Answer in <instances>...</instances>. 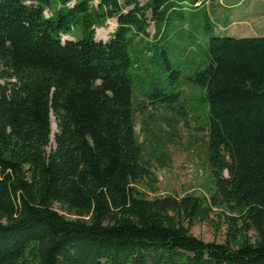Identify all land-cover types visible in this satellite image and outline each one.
I'll return each instance as SVG.
<instances>
[{
  "label": "trees",
  "instance_id": "16d2710c",
  "mask_svg": "<svg viewBox=\"0 0 264 264\" xmlns=\"http://www.w3.org/2000/svg\"><path fill=\"white\" fill-rule=\"evenodd\" d=\"M200 2L0 0V264H264V35L214 34L236 5L215 17ZM108 19L115 30L95 40ZM192 20L208 36L188 79L206 96L212 187L147 197L138 69H169L155 48L171 22ZM157 89L163 109H184L179 92ZM215 208L222 242L191 232Z\"/></svg>",
  "mask_w": 264,
  "mask_h": 264
},
{
  "label": "rangeland",
  "instance_id": "374dc122",
  "mask_svg": "<svg viewBox=\"0 0 264 264\" xmlns=\"http://www.w3.org/2000/svg\"><path fill=\"white\" fill-rule=\"evenodd\" d=\"M138 1L142 5L147 0ZM201 2L206 8L213 10L212 15L215 17L225 15L230 3L236 5L231 6L229 10L228 24L221 26L218 23L214 34L264 35V0H201ZM45 14L48 15L46 12ZM111 22L113 27L106 33L105 40H108L117 25L115 19H108L104 26L95 27L94 38L97 39V29L100 28L99 33L103 34V29H107ZM197 24L198 20L183 24L174 21L169 24L163 40L155 48L167 52L171 66L169 69L165 67L163 61L153 64L147 76H145L147 73L138 69V95L136 94L135 98L136 102H140L141 107H135V131L142 154L150 162L151 170L156 177L149 188L142 185L139 187L145 191L147 197L167 194L175 196L194 194L208 197L212 187V178L206 160V129L209 120L206 96L197 84L188 79L197 68L204 66V63H201L204 55L200 53L199 44L206 46L208 36L204 35L202 28ZM147 31L150 42H153L152 25ZM97 40L103 41L99 38ZM151 53L148 52L147 55L150 56ZM175 70L178 73H175ZM156 79L159 81L156 82L157 88H163L169 94L179 92V101L184 106V109H181L185 114L183 110L174 113L159 106L156 100L162 95L157 93V88L150 89L147 85ZM148 92L157 95L147 99L144 94ZM159 103H166V100ZM50 121L55 124L54 116ZM56 129L54 127L51 132L47 151L54 147L53 135ZM224 217L218 208H215L210 215L212 222H197L191 226V232L205 241L222 242L226 239Z\"/></svg>",
  "mask_w": 264,
  "mask_h": 264
},
{
  "label": "bare ground",
  "instance_id": "6f19581e",
  "mask_svg": "<svg viewBox=\"0 0 264 264\" xmlns=\"http://www.w3.org/2000/svg\"><path fill=\"white\" fill-rule=\"evenodd\" d=\"M113 27V23L111 22L110 23V26L107 28V29H103V34L99 33L100 32V28L97 29V34H96V38L98 39H102V40H105L107 37H106V33H107V30L108 29H111ZM53 117V116H52ZM54 127H56V125L54 124V122L52 121L51 122V132L54 130ZM52 136V134H51Z\"/></svg>",
  "mask_w": 264,
  "mask_h": 264
},
{
  "label": "water",
  "instance_id": "95a60500",
  "mask_svg": "<svg viewBox=\"0 0 264 264\" xmlns=\"http://www.w3.org/2000/svg\"><path fill=\"white\" fill-rule=\"evenodd\" d=\"M95 40H97V39H95ZM53 116V114H51L50 115V118ZM56 124V123H55ZM50 128H51V121H50ZM50 135H51V133H50Z\"/></svg>",
  "mask_w": 264,
  "mask_h": 264
},
{
  "label": "crops",
  "instance_id": "0c3cea01",
  "mask_svg": "<svg viewBox=\"0 0 264 264\" xmlns=\"http://www.w3.org/2000/svg\"><path fill=\"white\" fill-rule=\"evenodd\" d=\"M227 24H228V23H227ZM227 24H226V25H227Z\"/></svg>",
  "mask_w": 264,
  "mask_h": 264
}]
</instances>
